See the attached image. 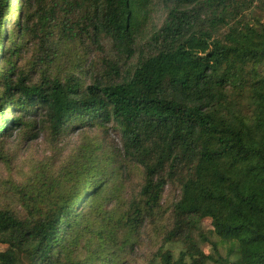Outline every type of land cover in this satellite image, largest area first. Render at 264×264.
<instances>
[{
  "label": "trees",
  "instance_id": "1",
  "mask_svg": "<svg viewBox=\"0 0 264 264\" xmlns=\"http://www.w3.org/2000/svg\"><path fill=\"white\" fill-rule=\"evenodd\" d=\"M259 2L0 0V137L12 125L30 140L103 135L63 166L32 171L19 209L0 207V246L14 249L0 248V264H119V228L128 240L155 218L170 184L180 195L160 264H264V25L250 17ZM20 36L40 40L31 74ZM64 43L82 58L105 43L126 60L140 43L146 51L126 75L116 67L117 78L85 85L50 71ZM135 174L127 206L108 209Z\"/></svg>",
  "mask_w": 264,
  "mask_h": 264
},
{
  "label": "rangeland",
  "instance_id": "2",
  "mask_svg": "<svg viewBox=\"0 0 264 264\" xmlns=\"http://www.w3.org/2000/svg\"><path fill=\"white\" fill-rule=\"evenodd\" d=\"M262 1L264 2V0ZM258 4L250 17L251 19L258 17L264 25V3L259 2ZM14 14V19L17 20V12ZM165 17L164 10L159 9L153 20L154 25L157 24L160 27ZM147 30L152 32L151 27ZM22 39L24 43L29 44L28 48L21 52V70L31 74L37 71L33 64L37 59V55L41 52L40 40L30 38V36H25ZM22 39L20 36L18 41ZM65 44L62 47V54L50 65V71L54 74L74 72L80 82L85 85L90 84L94 79L108 81L109 79L117 78L116 67L120 74L126 75L134 67L140 55L146 51V45L140 43L139 46L135 47L136 54L126 60L128 54L126 51L124 52L122 49L120 51L110 50L111 45L105 43L101 47L90 50V54L83 55L82 58L78 49L68 52V45ZM3 52L0 49V54H3ZM2 63L4 62L0 60V64ZM35 76L39 77V72ZM16 128L18 127L12 125L8 133L4 137H0V207L4 208H20L17 205L20 190H23L25 183L32 180V171L34 173L45 167L55 169L63 166L70 158L72 159L73 156H76L79 147L85 142V139L95 142V145L102 146L101 138H103V135L100 133H92V138H89L87 132L82 133L80 130L75 133L65 134L63 138L56 141L51 138L47 139L45 134H40L37 139L30 140L25 133L20 129L16 130ZM107 137L112 140L115 136L111 133ZM96 174H99V172L97 171ZM97 176L99 177V175ZM110 180L113 185L117 184L115 177H110ZM140 181H142V178L135 174L131 178V182H126L124 190L117 192V196L115 194L110 195L112 200L107 208L117 210L118 206H121L124 209L123 204L127 206L126 202L130 200L131 191L138 188ZM119 184V188L123 189L121 183ZM179 195L180 189L178 186L168 185L162 199V211L155 218L149 219L135 233L131 232L128 240H125L126 236H128V228L125 225L123 228H119L121 230L119 232V241L122 242L119 245L123 246L125 242L127 246L124 251L121 250L120 252L118 251V245L115 248L119 254H123L119 264H160L158 250L164 244L165 231L171 225L168 216L173 202L179 198ZM202 227L213 240H220L213 232L209 220H204ZM0 248L10 252L14 250L5 245L0 246ZM174 248V253L178 254V245H174ZM203 249L206 253L216 254L206 244H203ZM224 249V246L220 248L222 255L226 253ZM207 264L215 263L207 262Z\"/></svg>",
  "mask_w": 264,
  "mask_h": 264
}]
</instances>
